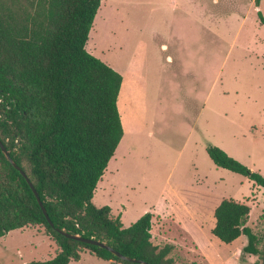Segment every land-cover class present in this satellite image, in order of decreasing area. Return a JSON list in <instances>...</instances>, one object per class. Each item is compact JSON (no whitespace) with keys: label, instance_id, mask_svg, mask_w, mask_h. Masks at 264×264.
<instances>
[{"label":"rangeland","instance_id":"1","mask_svg":"<svg viewBox=\"0 0 264 264\" xmlns=\"http://www.w3.org/2000/svg\"><path fill=\"white\" fill-rule=\"evenodd\" d=\"M100 4L85 45L89 53L123 72L126 45L143 39L151 46L145 55L158 68L167 71L180 62L186 75L178 98L169 94L166 83H158L144 106L134 98L131 104L127 100V110L122 88L118 107L124 136L96 185L94 205L110 206L111 215L128 226L150 207L166 204L161 191L169 183L180 189L182 198L176 192L161 209L169 207L178 220L188 222L192 217L186 205L193 186L215 199L249 201L247 223L264 229V188L215 166L206 153L208 144L216 145L264 176V25L257 18L255 0ZM259 9L264 16V0ZM151 235L158 246L173 245L175 264H206L170 214L153 213ZM58 249L43 227L27 225L0 238V264L47 260ZM70 264L113 263L84 251Z\"/></svg>","mask_w":264,"mask_h":264},{"label":"trees","instance_id":"2","mask_svg":"<svg viewBox=\"0 0 264 264\" xmlns=\"http://www.w3.org/2000/svg\"><path fill=\"white\" fill-rule=\"evenodd\" d=\"M100 2L0 0V140L52 222L0 149V238L39 225L59 248L47 260L21 264H70L84 251L113 264H175L173 245L151 240L150 211L124 226L110 206L92 202L124 133L117 107L122 76L85 48ZM256 13L264 25L260 9ZM206 152L215 166L264 188L263 175L220 147L208 144ZM249 212L245 202L222 198L213 211L212 234L224 243L244 234L242 252L264 264V229L247 223ZM60 230L104 242L113 251Z\"/></svg>","mask_w":264,"mask_h":264},{"label":"crops","instance_id":"3","mask_svg":"<svg viewBox=\"0 0 264 264\" xmlns=\"http://www.w3.org/2000/svg\"><path fill=\"white\" fill-rule=\"evenodd\" d=\"M259 3H261V0H259ZM256 8L259 9V6H256ZM244 21L245 15L242 14L241 22L244 23ZM145 44H147V46H145ZM127 46L130 47L128 48ZM146 48V51L149 53L151 46L149 43H145L143 39L136 40L135 43L126 45L125 65L123 72L117 67L112 66L114 70H117V72H119L122 76L117 100L123 88L125 97L124 105L126 110L127 100H129V103L131 104L134 98L142 106H144V103L150 97V92L157 91L158 83H166L169 94H173V96L176 98L179 97L182 86V76L185 77L186 75V71L184 69L185 67L182 66L180 62H177L176 66L169 67L167 68V71H164L160 66L159 68L156 66L154 59L145 55ZM167 59H170V57L168 56ZM196 81L197 77L193 75L192 83H196ZM209 83V91L211 94V77ZM169 185L171 184L167 183V185H165L161 191V196L164 197L166 204H157L152 208L150 207L149 211L157 215L159 214L161 217H165L166 214H170L172 218L174 217V221L186 232V234H188L195 246V250L199 253L200 257L205 260L206 264H257L255 262L254 255L245 254L242 252V248L247 242V238L244 234H241L230 243H224L212 234V228L215 224L213 211L221 199L227 197L221 196L220 198L218 197L215 199L213 194L207 190L203 191L199 188L191 186L189 190L192 193V198L189 197V200L187 198L184 199L188 200L186 211L187 214L192 218L188 220V222H185L178 220L169 207H164L163 210L161 209V206H169L167 200H170L173 196H175L176 192L179 193V197L181 195L180 192H178L180 189L177 186ZM242 202H245L246 204L250 203L246 200H243ZM202 205L205 206L202 207ZM207 212L209 213V216H203V214H207ZM250 213L251 209L249 216Z\"/></svg>","mask_w":264,"mask_h":264},{"label":"water","instance_id":"4","mask_svg":"<svg viewBox=\"0 0 264 264\" xmlns=\"http://www.w3.org/2000/svg\"><path fill=\"white\" fill-rule=\"evenodd\" d=\"M0 149L2 151V153L4 154V156L6 157V159L12 163V165L18 169L20 171V173L26 178V181L28 182V184L30 185L31 189L33 190L36 198H37V201L45 215V217L48 219L49 223L52 224V222L50 221V219L48 218V215L46 213V210L42 204V201L40 200V197L38 195V192L36 191V189L34 188L32 182L30 181V179L28 178V176L26 175V173L13 161V159L11 158L7 148L5 147V145L1 142L0 140ZM61 233H63L65 236L69 237V238H72V239H76V240H80V241H84V242H88V243H92V244H96V245H99L100 247H104L108 250H111L113 251V249L108 246L107 244H105L104 242H101V241H98L96 239H93V238H84V237H81L79 235H76V234H71V233H68V232H65L63 230H60ZM116 253L117 255H120L118 252H114ZM138 262H141V263H145L141 260H137ZM146 264H149V263H146Z\"/></svg>","mask_w":264,"mask_h":264}]
</instances>
